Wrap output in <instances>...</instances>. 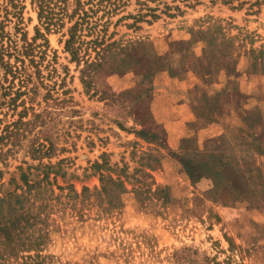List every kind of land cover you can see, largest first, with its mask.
Segmentation results:
<instances>
[{
    "label": "rangeland",
    "instance_id": "374dc122",
    "mask_svg": "<svg viewBox=\"0 0 264 264\" xmlns=\"http://www.w3.org/2000/svg\"><path fill=\"white\" fill-rule=\"evenodd\" d=\"M25 3L32 37L37 12ZM180 4L183 12L173 17L115 23L138 12L130 0L112 17L106 38L114 32L107 41L142 43L121 63L108 53L86 88L82 64L65 50L63 32L47 33L58 84L26 102L24 120L31 121L0 159V195L23 192L22 171L34 187L30 199L0 203V224L10 220L13 234L21 236L11 262L23 260L24 236L35 232L42 238L22 253L39 251L29 261L40 264H264V188L245 191L223 175L218 161L192 176L180 162L230 152L205 143L199 131L206 123L181 104L188 73L199 61L238 77L243 93H264V6L253 13L209 0ZM200 31L211 35L208 42ZM21 109L2 106L0 126ZM39 142L52 143L46 150L52 156L43 161H60L56 174L28 168L38 163L28 145Z\"/></svg>",
    "mask_w": 264,
    "mask_h": 264
},
{
    "label": "trees",
    "instance_id": "16d2710c",
    "mask_svg": "<svg viewBox=\"0 0 264 264\" xmlns=\"http://www.w3.org/2000/svg\"><path fill=\"white\" fill-rule=\"evenodd\" d=\"M149 1L155 2L154 5H149ZM209 1L211 3L220 2L238 9L246 7L253 13H258L264 6V0ZM202 2L203 0H136V3L139 4L138 12L136 14L129 12L122 14L115 23L128 17L133 18V23H135L143 20L147 15L151 16V20H155L162 13L173 17L183 12L180 3H184L186 6H193ZM129 3L130 0H30L31 7L37 12L38 23L35 25V34L29 37L24 15L25 0H0V108L4 105L15 108L23 104V109L17 112V119L5 123L2 127L0 126V159H4L5 155L12 151V146H16L14 139L20 134H24L26 124L31 121L24 120L29 109L26 106V102H32L40 89L45 88L47 91H52L58 84V79L53 80L57 72L55 66L56 56L51 55L50 57L49 55L47 33L51 31L63 32L65 50L70 53L71 60L77 62L78 65L82 64L80 68L81 80L86 88L90 84L93 75L103 65L108 53H112V57L117 58V62L121 63L124 61V56L122 55L129 57L130 50L142 43L136 40H130L126 44L120 42V40L107 41L112 38L114 32L108 35V39L106 38L107 27L112 22V17L122 11ZM171 9L174 11H170ZM100 11L102 14H99ZM199 35L205 42H208L211 37L209 33L204 31H200ZM88 36L90 37L87 39ZM45 70H48L47 74H44ZM64 85L65 77L63 76L59 82V87ZM68 91L69 88L64 90V92ZM243 94L242 91L239 92V96ZM33 114L38 115L34 112ZM1 119L0 117V122ZM8 143L11 144V147L5 149ZM208 144L217 147L213 143ZM28 146L27 153H30L32 159L38 160L37 164L29 165L28 168L39 169L42 167L47 172L52 171L55 174L58 172L57 165L60 161H43L44 157L51 158L52 156L47 154L46 151L49 146L51 149V142L48 147L45 142ZM227 153L228 155H217L209 152L205 154L204 161H195L196 159L189 158L188 162L183 161V159L180 162L183 169L192 176L193 170L208 164V161H218L220 162V170L223 175L227 179L238 180L240 184L242 176H246V174L240 173L245 171L239 172V176L229 178L225 166L238 163V159L236 156H232L230 152ZM190 162H193L194 165ZM203 168L210 169L209 167ZM2 173L3 170L0 169V177ZM27 175L25 171H22L20 175L25 188L23 192H19L17 189L5 192L0 195V203L21 202L22 198L30 199L33 196L30 192L34 187L33 184L29 183ZM12 180L14 179L12 178ZM245 191L249 190L246 189ZM7 214L10 216L9 211ZM0 215H2L1 212ZM10 223L11 221L9 220L5 225L0 224V264H40L41 262L39 261H29L37 260L41 256L39 251L33 254L22 253L35 248V244H38L37 240L42 238V235H36L35 232L24 236L25 242H27L25 244H28V247L20 249L21 255L19 258L23 260L17 263L14 260L11 262L12 258H14L12 250L14 249L15 253H17L15 239L20 240L21 236L17 234L18 232L16 235H14L15 232L13 234V229L9 226ZM12 244L14 245L12 246Z\"/></svg>",
    "mask_w": 264,
    "mask_h": 264
},
{
    "label": "crops",
    "instance_id": "0c3cea01",
    "mask_svg": "<svg viewBox=\"0 0 264 264\" xmlns=\"http://www.w3.org/2000/svg\"><path fill=\"white\" fill-rule=\"evenodd\" d=\"M189 83L181 104L192 116L206 123L201 139L217 147H228L238 163L225 166L229 178L242 176L248 190L264 188V93H244L238 77L224 69L211 71L209 63H199L188 73ZM230 131V132H229Z\"/></svg>",
    "mask_w": 264,
    "mask_h": 264
}]
</instances>
